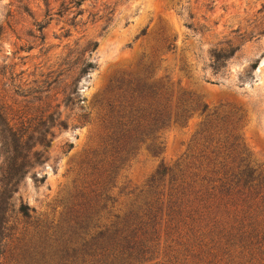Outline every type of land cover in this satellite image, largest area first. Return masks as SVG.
I'll return each instance as SVG.
<instances>
[{"label":"rangeland","instance_id":"rangeland-1","mask_svg":"<svg viewBox=\"0 0 264 264\" xmlns=\"http://www.w3.org/2000/svg\"><path fill=\"white\" fill-rule=\"evenodd\" d=\"M147 89L171 98L155 150L134 143ZM225 157L264 169V0H0V190L12 158L23 171L5 199L0 264H32L44 230L74 237L142 215L161 167L187 198L212 192ZM169 183L157 189L164 212ZM226 201L225 225L245 196ZM157 262L178 264L167 252Z\"/></svg>","mask_w":264,"mask_h":264},{"label":"trees","instance_id":"trees-1","mask_svg":"<svg viewBox=\"0 0 264 264\" xmlns=\"http://www.w3.org/2000/svg\"><path fill=\"white\" fill-rule=\"evenodd\" d=\"M231 54L229 52L226 57ZM94 67L89 62L83 67V72ZM146 96V123L142 129L145 139L135 138L134 143L148 140L149 149L155 150L159 138L157 133L172 118L169 112L171 98L167 91L157 93L154 89H147ZM207 109L204 104L202 111ZM60 124L68 126L64 122ZM226 129L223 125L217 126L218 132L224 133ZM227 157L218 162L219 169H212V173L218 176L214 181L219 182L218 186L212 187V192L206 190L194 199L187 198L188 189L184 182L174 187L177 179L173 171L161 167L150 180L149 197L144 203L146 208L143 207L142 215L141 212H131L123 217L116 215L110 226L88 224L74 237L58 238L44 230L37 234L40 238L45 237L38 240L40 244L31 252L32 264H152L159 258L160 252L172 253L174 263L178 264H259L258 256L264 247V169L256 167L250 157L241 158L237 165L230 166ZM12 159L1 180L2 240L6 237L5 230H9L5 199L15 191L23 174L17 158ZM168 175L169 197L164 212L160 207V195L163 194L157 189ZM243 195L245 204L235 212V219L225 225L217 218L216 208H227L229 202L226 198ZM19 211L27 219L32 217L31 211L36 212L27 203H22ZM35 219L38 220V217L35 216ZM169 240L174 246L169 244ZM181 257L184 262L179 261ZM169 262L172 260L166 263Z\"/></svg>","mask_w":264,"mask_h":264}]
</instances>
